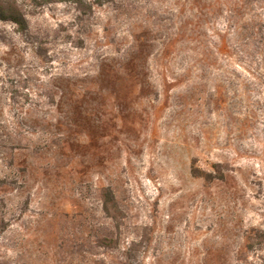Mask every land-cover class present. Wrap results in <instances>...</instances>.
I'll use <instances>...</instances> for the list:
<instances>
[{
    "label": "rangeland",
    "instance_id": "obj_1",
    "mask_svg": "<svg viewBox=\"0 0 264 264\" xmlns=\"http://www.w3.org/2000/svg\"><path fill=\"white\" fill-rule=\"evenodd\" d=\"M16 2L0 264H264V0Z\"/></svg>",
    "mask_w": 264,
    "mask_h": 264
},
{
    "label": "trees",
    "instance_id": "obj_2",
    "mask_svg": "<svg viewBox=\"0 0 264 264\" xmlns=\"http://www.w3.org/2000/svg\"><path fill=\"white\" fill-rule=\"evenodd\" d=\"M65 1L72 2L81 7L84 6L86 0H65ZM0 19L3 21H11L16 25H18L19 27H21V29L23 30L27 27L23 15L20 13V11L17 8L16 0H0ZM262 32L264 31L262 30ZM127 62H128V67L130 69H135L136 67L134 64V62H136L135 57L127 59ZM105 199H106V210L108 213H110V211L116 209L114 197L110 192H108L106 193Z\"/></svg>",
    "mask_w": 264,
    "mask_h": 264
}]
</instances>
